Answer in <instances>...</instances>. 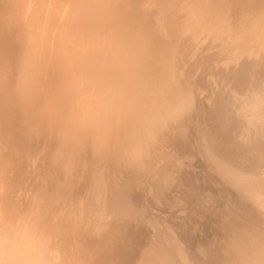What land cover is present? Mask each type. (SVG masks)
I'll return each instance as SVG.
<instances>
[{"label":"rangeland","instance_id":"1","mask_svg":"<svg viewBox=\"0 0 264 264\" xmlns=\"http://www.w3.org/2000/svg\"><path fill=\"white\" fill-rule=\"evenodd\" d=\"M65 2L53 5L58 18L44 7L30 39L40 37L48 17L52 39H59L55 32L68 24L76 40L88 43L89 50L101 44L103 52L88 53L87 85L82 90L76 88L74 78L84 73L86 65L80 67L82 61L72 56L73 78L62 90L45 93L49 107L41 102L39 108L52 116L35 123V133L27 138L21 155V170L29 180L22 189L31 194L28 202L35 203L32 215L28 214L30 222L40 209L46 210L45 217L31 225L46 258L50 264H138L142 256L151 260L153 250L161 246L167 253L160 255L159 249L153 254L160 255L157 264H197L212 254V264H238L231 257L229 238L253 230V225L263 228L264 219L246 220L241 205L232 210L221 170L209 155L216 128L226 131L224 113H241L243 100L238 93L243 90L234 88L236 80L228 71L212 72L215 61L208 51L193 55V42L185 40L181 45L190 47L193 56L167 57L176 65L164 73L173 82L166 85L171 90L170 105L160 116H147L146 111L158 103L147 94L151 82H146L153 75L144 70L149 58L147 30L142 29L151 17L142 12L138 15L142 19L136 20L132 11L125 17L111 11L112 15H99L98 0ZM161 13L156 11V18ZM163 30L171 37L168 29ZM97 56L108 62L100 63ZM104 64L109 74L98 81L99 71L95 76L92 71ZM222 94L231 100L221 103ZM189 97L196 101L199 120L190 117ZM217 159L224 162L220 156ZM140 220L150 221V233L135 231L132 224ZM5 221L17 226L10 211ZM245 241L250 240L245 236Z\"/></svg>","mask_w":264,"mask_h":264},{"label":"bare ground","instance_id":"2","mask_svg":"<svg viewBox=\"0 0 264 264\" xmlns=\"http://www.w3.org/2000/svg\"><path fill=\"white\" fill-rule=\"evenodd\" d=\"M56 2L61 6L67 4L65 0H0V264H50L42 251L38 232L31 226L45 217L46 210L40 209L39 216L30 222L28 214L32 215L35 203L28 202L31 194L22 189L29 180L21 170L24 165L21 155L27 138L35 133V123L42 116L43 122L52 116L47 109L43 115L39 104L44 102L45 107H49L46 94L53 89L62 90L64 83L68 80L69 85L73 78L74 55L76 60L82 61L80 67L83 62L86 65L84 73L74 78L76 88L82 90L87 85L84 76L90 62L88 53L100 55L103 52L101 44L89 50L88 43L76 40L68 24L66 29L55 32L59 39H52L47 28L48 17L40 37L30 39L44 7L58 18L56 10L52 9ZM97 7L99 15L103 12L112 15L108 13L111 11L125 17L132 11L136 20L141 18L138 15L142 12L151 17L145 20L147 26L142 29L147 30L144 34H147L146 57L149 58L144 70L153 75V79L146 82L148 85L151 82L147 94L158 103L152 105L154 110L146 111L147 116H160L170 105L171 90L166 85L173 82L164 73L176 66L168 61L171 54L191 57L205 49L215 61L212 72L228 71L235 78L234 88L243 90L238 93L243 107L239 114L234 110L224 113L226 131L216 128L209 159L221 170L226 195H231L232 210L241 205L246 209V220L264 219V0H130L125 3L98 0ZM158 10L162 11L160 18L155 16ZM84 20L85 17L82 22ZM141 22L136 29L139 32ZM164 28L172 33L171 37L167 38ZM168 40L176 42L169 44ZM185 40L193 42V55L190 47H182L181 42ZM96 59L101 60L100 63L108 62L101 56ZM105 68L106 64L93 69V74L99 71L98 81L109 74L110 68ZM65 76L67 78H63ZM91 85L94 86V79ZM252 88H259L261 92L253 95ZM225 100L231 99L222 94L221 103ZM195 103L191 97L186 103L193 121L201 118ZM137 115L134 112V116ZM218 137L222 138L220 142H217ZM219 156L224 162L217 159ZM8 211L17 226L5 221ZM149 222L140 220L132 226L135 231L150 233ZM252 227L253 230L228 240L231 257L238 259V264H264V227ZM245 236L250 240L248 243L244 242ZM156 247L162 251L160 255L167 253L164 247ZM157 250H153L151 260L149 255L142 256L138 264H157L160 255L153 256ZM211 257L213 254L204 255L197 264H212L214 258Z\"/></svg>","mask_w":264,"mask_h":264}]
</instances>
